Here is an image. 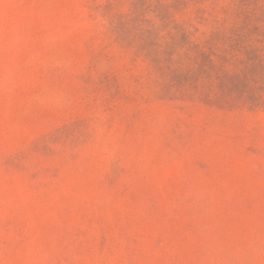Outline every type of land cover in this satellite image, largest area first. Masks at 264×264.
I'll use <instances>...</instances> for the list:
<instances>
[{"label":"rangeland","instance_id":"1","mask_svg":"<svg viewBox=\"0 0 264 264\" xmlns=\"http://www.w3.org/2000/svg\"><path fill=\"white\" fill-rule=\"evenodd\" d=\"M0 264H264V0H0Z\"/></svg>","mask_w":264,"mask_h":264}]
</instances>
